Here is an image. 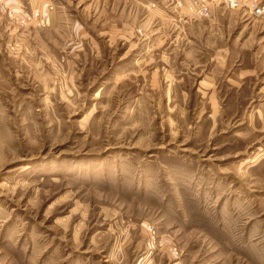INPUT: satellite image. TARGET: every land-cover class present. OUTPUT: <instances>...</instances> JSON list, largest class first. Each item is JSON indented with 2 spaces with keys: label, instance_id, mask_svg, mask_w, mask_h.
<instances>
[{
  "label": "rangeland",
  "instance_id": "374dc122",
  "mask_svg": "<svg viewBox=\"0 0 264 264\" xmlns=\"http://www.w3.org/2000/svg\"><path fill=\"white\" fill-rule=\"evenodd\" d=\"M192 2L0 0V264H264V12Z\"/></svg>",
  "mask_w": 264,
  "mask_h": 264
},
{
  "label": "built area",
  "instance_id": "2783aa9c",
  "mask_svg": "<svg viewBox=\"0 0 264 264\" xmlns=\"http://www.w3.org/2000/svg\"><path fill=\"white\" fill-rule=\"evenodd\" d=\"M226 7L237 8L245 4L246 0H222ZM252 8L255 9L256 13H263L264 8H260L257 3L252 0ZM190 10L200 17L210 18L212 17L209 0H193L190 4Z\"/></svg>",
  "mask_w": 264,
  "mask_h": 264
},
{
  "label": "crops",
  "instance_id": "0c3cea01",
  "mask_svg": "<svg viewBox=\"0 0 264 264\" xmlns=\"http://www.w3.org/2000/svg\"><path fill=\"white\" fill-rule=\"evenodd\" d=\"M174 8H176V10H179L178 9V7H177V4L176 5H174ZM189 16V15H188ZM184 17H186V19H188V20H191V18H188L187 17V15H184ZM190 17V16H189ZM215 18V17H214ZM214 18H213V20H214ZM206 20H209V19H206ZM212 20V19H211ZM210 20V21H211ZM199 21V20H198ZM202 21H204V20H202ZM188 49H190V47L188 48ZM196 65H198V64H196ZM226 65H227V67H229L230 66V63L229 62H227L226 63ZM200 67V66H199ZM199 67H197V69L199 68ZM202 67H204V68H206L207 67V64H203L202 65ZM228 70H229V68H228ZM233 73H236L235 71H233L232 72V74ZM230 75V74H229ZM243 76H246V74L245 73H243ZM229 77H231L232 78V76H229ZM231 78H229V79H231ZM217 77L215 76V74H212V75H206L205 77H203L201 80H200V82H199V85L201 86V88H200V95L202 94V95H209V98H211V99H214V98H216V99H218V95H219V93H220V89H218L217 88ZM232 84L231 83H229V82H227V89L229 90L230 89V86H231ZM225 90H226V88H224ZM223 89V90H224Z\"/></svg>",
  "mask_w": 264,
  "mask_h": 264
}]
</instances>
